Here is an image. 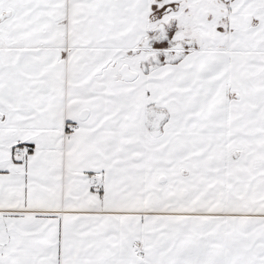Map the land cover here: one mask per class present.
<instances>
[{
    "label": "snow or ice",
    "instance_id": "1",
    "mask_svg": "<svg viewBox=\"0 0 264 264\" xmlns=\"http://www.w3.org/2000/svg\"><path fill=\"white\" fill-rule=\"evenodd\" d=\"M0 264H264V0H0Z\"/></svg>",
    "mask_w": 264,
    "mask_h": 264
}]
</instances>
